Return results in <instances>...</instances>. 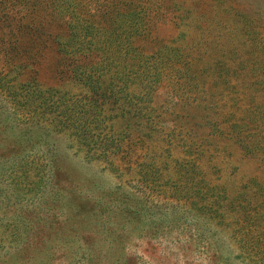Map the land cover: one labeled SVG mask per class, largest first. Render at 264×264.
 Segmentation results:
<instances>
[{
	"label": "trees",
	"instance_id": "trees-1",
	"mask_svg": "<svg viewBox=\"0 0 264 264\" xmlns=\"http://www.w3.org/2000/svg\"><path fill=\"white\" fill-rule=\"evenodd\" d=\"M246 7L0 0V203L16 188L38 193L29 201L50 200L57 161L68 152L113 172L119 182L108 204L119 211L142 215L151 191L145 199L143 187L156 196L168 190L179 208L232 225L245 264H259L264 39ZM162 23L176 35L158 37ZM47 66L50 81L40 76ZM229 146L256 169L231 195L212 179L222 171L217 158L234 152Z\"/></svg>",
	"mask_w": 264,
	"mask_h": 264
},
{
	"label": "rangeland",
	"instance_id": "rangeland-1",
	"mask_svg": "<svg viewBox=\"0 0 264 264\" xmlns=\"http://www.w3.org/2000/svg\"><path fill=\"white\" fill-rule=\"evenodd\" d=\"M241 1L247 2V13L255 17L254 28L264 39V0ZM176 32L171 24L162 23L155 34L170 39ZM40 76L50 81V67ZM229 148L234 152L223 160L217 158L222 171L212 179L227 184L231 195L256 169L235 147ZM73 156L63 152L59 157L50 200L29 201L28 196L39 200L38 193L21 194L16 188L6 204L0 203V264L246 263L232 225L215 224L192 206L184 211L168 190L156 196L146 187L144 195L139 193L146 199L151 190L142 215L119 211L108 204L113 196L108 192L119 179L102 168L103 163L79 164V156ZM24 217L29 221L26 229L19 221Z\"/></svg>",
	"mask_w": 264,
	"mask_h": 264
}]
</instances>
